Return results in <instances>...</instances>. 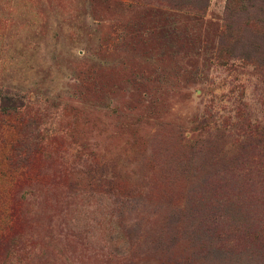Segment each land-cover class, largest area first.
Returning a JSON list of instances; mask_svg holds the SVG:
<instances>
[{"label":"rangeland","instance_id":"rangeland-1","mask_svg":"<svg viewBox=\"0 0 264 264\" xmlns=\"http://www.w3.org/2000/svg\"><path fill=\"white\" fill-rule=\"evenodd\" d=\"M14 96L44 147L11 230L27 254L3 264H264L263 192L218 195L217 225L206 210L207 180L264 126V0H0Z\"/></svg>","mask_w":264,"mask_h":264},{"label":"trees","instance_id":"trees-1","mask_svg":"<svg viewBox=\"0 0 264 264\" xmlns=\"http://www.w3.org/2000/svg\"><path fill=\"white\" fill-rule=\"evenodd\" d=\"M42 116L40 110L27 102L25 98L4 97L0 102V170L4 174H9L8 178L11 179L12 188L17 187V190L10 189L8 195L1 199L0 217L8 218L10 225L0 231V264H3L10 256L20 258L27 254L26 245L12 237L11 230L17 219V200L25 198V194H18V188L24 183L31 157L44 147V137L40 131ZM243 132V136L238 140L240 148L232 162L237 167L231 168L228 164V168H222L213 178H210L211 180H207L208 192H211L213 197L206 205V210L212 212V217H207L212 224H216L214 221L218 219L217 214L213 212L214 203L221 205L217 202L219 201L218 195H223L225 200H231L230 194L232 193L249 198L250 195H255V188L264 193V126L248 125ZM191 149L193 150L192 147ZM208 150L212 159H216L211 148ZM101 188L109 187L102 185ZM207 188L203 190L206 191ZM159 190L163 194L170 193L168 191L173 192V187L171 183L165 182ZM230 228H232L231 225Z\"/></svg>","mask_w":264,"mask_h":264}]
</instances>
